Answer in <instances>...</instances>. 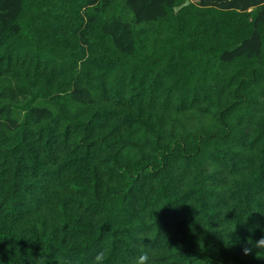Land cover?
<instances>
[{"label":"trees","instance_id":"16d2710c","mask_svg":"<svg viewBox=\"0 0 264 264\" xmlns=\"http://www.w3.org/2000/svg\"><path fill=\"white\" fill-rule=\"evenodd\" d=\"M262 237L264 0H0V264Z\"/></svg>","mask_w":264,"mask_h":264},{"label":"clouds","instance_id":"9594fccd","mask_svg":"<svg viewBox=\"0 0 264 264\" xmlns=\"http://www.w3.org/2000/svg\"><path fill=\"white\" fill-rule=\"evenodd\" d=\"M248 243L251 244V247L244 248V253L246 255L252 252L254 249H259V251L264 250V237L257 241H252L251 239H249ZM105 259L106 253L104 251H101L95 255L93 264H105ZM149 259V254L147 252H144L137 258L136 264H148Z\"/></svg>","mask_w":264,"mask_h":264},{"label":"rangeland","instance_id":"374dc122","mask_svg":"<svg viewBox=\"0 0 264 264\" xmlns=\"http://www.w3.org/2000/svg\"><path fill=\"white\" fill-rule=\"evenodd\" d=\"M192 1V0H191ZM193 2H195V1H193Z\"/></svg>","mask_w":264,"mask_h":264}]
</instances>
